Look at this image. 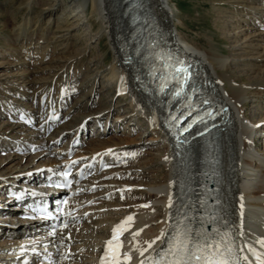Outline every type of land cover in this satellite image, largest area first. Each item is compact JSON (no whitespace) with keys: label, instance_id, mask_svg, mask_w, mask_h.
<instances>
[{"label":"bare ground","instance_id":"bare-ground-1","mask_svg":"<svg viewBox=\"0 0 264 264\" xmlns=\"http://www.w3.org/2000/svg\"><path fill=\"white\" fill-rule=\"evenodd\" d=\"M75 1L62 0L46 11L53 15L63 4L64 12L58 16L57 22L71 24V20L76 18L79 12L88 11L90 2L87 20L95 18L101 21L96 34L100 45L104 36L108 39L109 50L112 53L111 62L107 67L102 64L109 50L104 55H97L93 62L91 61V65H85L77 58V60L73 59L67 65L69 68L72 66L74 70H71L72 73H64L66 78L59 79V76L56 78L55 74L45 81L43 86L30 87L33 90L27 94L31 96L33 102H37V107L27 109L29 113L19 117H13L11 113L5 114L7 118L14 120L2 121L1 126L5 132L18 131L19 127L26 125L25 129L30 127V130H26L27 139V137H38L42 133L46 134L48 131L50 135H47L46 146L49 142L57 141L59 137L68 138L65 143L53 150L57 152L59 158H54V155L50 165L43 166L41 162L44 156L41 155L45 151L30 155L25 153L18 160L16 156L18 154L10 150L14 151L20 147L7 142L6 149L9 148L7 155L0 158V199L8 202L0 201V208L13 209L15 203L13 196L5 194L8 188L15 184L24 186L26 184L24 179L29 180L31 176L37 178L45 174L46 167L62 170L71 160H73L71 165H76L91 159L97 161L102 157L105 158L104 164H109L110 161L112 165L100 172L91 168L87 171V177L81 178L76 183L71 190L75 193L71 199L76 201L62 211V219L58 226L35 220L30 222L29 226H24L25 220H20L16 211L8 214L0 213V221L6 223L0 225L4 234L0 238V264H16L23 256L34 252L43 255L41 261L35 264H95L94 257L99 256L103 242L128 216L134 217V220L127 225L128 231L119 237L123 244L120 249L121 262L141 264L143 260L146 264L165 247L163 238L172 236L171 222L182 205L180 196L182 177L185 176L183 172L185 162L174 152L165 135L163 123L157 120L156 104L159 99H154L138 84L135 75V71L139 70L138 66L130 67L123 63V50L129 32L127 20L123 16V0H86L81 3V11H76L75 6L72 7ZM151 1L155 13L161 19L162 28L164 30L167 28L166 35L171 39L172 44L180 45L185 55L199 59L216 90L218 100L229 109L231 122L224 138V169L226 181L232 178L233 182L226 192L230 199L235 240L240 257L244 264H258L255 255L249 249L264 253V246L259 243L264 240V46L261 52H254L250 48L254 46L251 45L248 46L250 48L248 50L239 46L236 50H242L240 58L219 65L212 56L214 51L208 52L181 37L182 34L180 35L176 27L178 23L174 19V9L167 1ZM261 2L264 4V0ZM252 9L262 15L264 8ZM28 13L30 15L32 10ZM74 28L75 25L69 29ZM18 29H20L18 39L22 43H33L26 47L27 52L34 51L30 47L42 46L40 45L42 40L33 41L34 38L30 37L26 27H18ZM69 29L57 30V32ZM259 33L262 36L264 31ZM255 36L258 35L254 34L252 37ZM59 37L60 43L66 45L70 43V32ZM236 54L239 53L233 52V55L238 56ZM253 60L261 62L259 65L262 68L253 64ZM239 65L251 66L232 70ZM251 74L255 76L249 77ZM247 76L249 78L244 80ZM81 78L83 79L80 80ZM241 81L250 82V85H244ZM54 86L55 89L57 88L56 93L51 95ZM94 86L97 88L93 89ZM70 97L74 102L68 105ZM250 102L260 106V110L252 114L253 119L247 111ZM96 105L98 106L94 110H90ZM52 107H54L53 114L61 111L59 126L56 121L47 120ZM66 107L69 109L63 114ZM2 114L1 112V116ZM85 120L87 123L85 128H89L88 132L86 129L83 131L82 122ZM140 127H143L139 136L141 140L137 143L131 142L135 139L125 140L119 136L120 131L130 133ZM32 128L38 129L39 132ZM90 132L92 136L89 135V140H86L88 146L84 149L85 152H79L82 156L76 154L69 158L72 154V151L70 152L72 139L78 133L86 139V135ZM151 134L153 135L150 136ZM79 144L80 141H74L72 146L78 147ZM81 146L83 145L80 144L79 147ZM77 158L82 159L76 163ZM191 158L193 162L189 166L196 178L194 186L197 192L194 211L198 215L201 208L199 197L202 168V151L199 146L193 150ZM34 164L36 165L33 166ZM229 168L230 171L232 169L231 177ZM91 172L92 175L88 176ZM20 179L22 180L19 181ZM50 192L60 193L59 190L52 189ZM135 195L140 196L141 199H133ZM170 200L172 207H169ZM143 205L149 206L143 207ZM71 209H73L71 214L64 215ZM195 224L197 225L198 221ZM38 227L42 230L32 231ZM29 229L30 234L24 236L22 233ZM136 232L140 234L134 237L133 233ZM157 237L162 239L157 240ZM153 240H156V243L148 248V243ZM138 249H147V251L141 256ZM123 253H128L131 259L125 260ZM244 257H247V261L243 259Z\"/></svg>","mask_w":264,"mask_h":264},{"label":"rangeland","instance_id":"rangeland-1","mask_svg":"<svg viewBox=\"0 0 264 264\" xmlns=\"http://www.w3.org/2000/svg\"><path fill=\"white\" fill-rule=\"evenodd\" d=\"M61 1L62 0H0V110H2V113L4 114V116L3 114L1 116L0 111V146H2L0 148V158L7 155L8 149L5 150L8 146L6 145L7 142L17 144L20 147L14 151L10 150L18 154L16 155L18 160L22 154H38L39 152L44 151L45 152L41 155L42 157L44 156L42 158L43 162H41L42 166L50 165L49 163H51L54 158H59L57 152L55 153L53 150L65 143L68 137L61 136V139L59 137L57 141L49 142L46 146L45 142L50 135L48 134V131H46V134L42 133L38 137H27V139L25 135L27 136L28 131L26 130H30V127L25 129L27 127L26 125V127L23 125L19 127V129L16 128L18 131L14 130L12 132H5L3 131L4 129H2L3 126H1L2 121H4L5 118L11 122L14 121L11 118H7V115L5 116V114L9 113L5 111L9 108L27 110L36 107L32 105L34 102L31 96L27 94H30L33 90L30 87L33 85V87L43 86L46 83L45 81L52 78L55 74L56 78L58 76L59 79H62L63 77L66 78L64 73L66 74V72L69 73L71 70H74L72 66L70 68L68 67V62L77 58L85 65H91V61L93 62L97 55H104L109 50L110 45L106 36L102 38V43L100 45L98 34H96L97 29L101 26V21L95 18H92L89 21L87 20V14L89 13L91 6L90 2L88 3V11L79 12L78 16L71 20V24H62L57 22V18L62 12H64L63 4L59 6L53 15H50L46 11L47 8L55 7V5ZM85 1L86 0H76L72 3V7L75 6V9H77L76 11H81V3ZM165 1H167L174 9V19L178 23L176 27L180 35L182 34L181 37H184L187 41H191V43L196 44L198 47L208 52L214 51L212 56H214L213 58L217 64L222 65L223 63L230 62L234 58H240L239 56L242 50H236L239 46L244 47V50L251 48L254 52L262 51V46H264V34L262 33L261 36L259 32L264 31V9H262V15H259L257 11L252 9L260 7L264 8V4L261 0ZM29 10H32L30 15L28 13ZM73 25H75V28L72 30L69 29L72 28ZM18 27H26L30 37L34 38L33 41L42 40L40 42V45L42 44V46L38 48L30 47L31 50H34V53L27 52L26 47L33 43H22V41L18 39L20 33ZM63 29L69 30L57 32V30ZM68 32L71 34L70 43H68V45H66V43H60V41H58L60 39L59 35ZM254 34L258 36L252 37ZM250 45L254 46V48H249L248 46ZM233 52H238L239 54H236L238 56L233 55ZM111 54L112 53L109 50L106 59L102 62L105 67L111 62ZM57 59H59V61H56ZM252 62L260 69L262 68L259 65L261 62H255L254 60ZM247 66L250 67L251 65L235 66L232 70H240ZM253 76L255 75L251 74L249 77ZM249 77L247 76L244 80ZM82 79L83 78L80 80ZM244 85L249 86L250 82H245ZM95 88H97V86L93 87V89ZM53 89L51 95L56 93L57 88L55 89L54 86ZM73 102L74 100L72 97L68 98V105H71ZM97 106L98 105L92 108L90 107V110H94ZM248 107L247 111L250 114L251 119H253L252 114L259 111L260 106L257 105V103L250 102ZM68 109L69 107H66L63 114H65ZM16 112L20 111L11 112L13 117H19L20 114ZM82 123L84 126L83 131L86 129L88 132L89 128H85V125L87 124L86 120ZM28 124H30V121H28ZM142 129L143 127H140L138 130L130 133L120 131L119 136L125 140H129V138H132V140L135 139L133 140L134 142H131L137 143L141 140L139 136ZM32 130L35 131L36 128H32ZM36 131L39 132L38 129ZM3 133L8 135H4ZM89 135L92 136V133H88L86 139H83V135L78 133L70 143V152L72 151L73 153L76 149L78 150L77 147L72 146L74 141H80V144L83 145L81 148L79 147V144V149H85L88 146L86 140H89ZM152 135L153 134L150 136ZM106 136L110 137V135ZM33 147H35L34 150H32ZM2 149L5 150V153H2ZM143 155L146 156L145 154ZM156 158L157 156H155V159ZM35 165L36 164L33 166ZM155 165L160 167L158 164ZM21 180L22 179L19 181ZM134 198L135 200L141 199L140 196L137 195H135L133 199Z\"/></svg>","mask_w":264,"mask_h":264},{"label":"snow or ice","instance_id":"snow-or-ice-1","mask_svg":"<svg viewBox=\"0 0 264 264\" xmlns=\"http://www.w3.org/2000/svg\"><path fill=\"white\" fill-rule=\"evenodd\" d=\"M187 130V129H185ZM149 205H143L148 207ZM169 207H172L171 200ZM134 220V217L128 216L125 221L117 225L113 230V237L106 243L105 255L101 264H122L120 259V249L122 243L119 237L128 231L127 225ZM66 226V225H65ZM142 231V230H141ZM219 232V230H216ZM140 232L133 233L138 236ZM162 237H157L161 240ZM165 247L160 250L156 257L151 258L149 264H237L238 258H233L235 248L233 241L228 238L225 233L220 239H215L211 235L201 233L189 227L176 229L175 234L170 238H163ZM156 240L148 243L151 248ZM264 246V240L259 241ZM140 255L143 256L147 249H138ZM255 255L258 264H264V253H257L255 249H249ZM125 260H130L128 253H123ZM247 261V257L243 258ZM145 264V261H141Z\"/></svg>","mask_w":264,"mask_h":264},{"label":"water","instance_id":"water-1","mask_svg":"<svg viewBox=\"0 0 264 264\" xmlns=\"http://www.w3.org/2000/svg\"><path fill=\"white\" fill-rule=\"evenodd\" d=\"M147 2H151V0H146Z\"/></svg>","mask_w":264,"mask_h":264}]
</instances>
